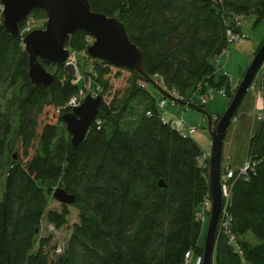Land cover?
Here are the masks:
<instances>
[{"label": "trees", "instance_id": "trees-1", "mask_svg": "<svg viewBox=\"0 0 264 264\" xmlns=\"http://www.w3.org/2000/svg\"><path fill=\"white\" fill-rule=\"evenodd\" d=\"M89 3L123 22L143 53L146 76L92 60L88 35L77 31L67 48L78 54V69L92 68L78 76L73 66L44 63L56 81L51 89L36 87L23 44L34 29L25 32L26 20L12 35L0 23V264H181L189 251L201 257L206 230L197 213L209 198L208 164L201 167L203 150L192 137L164 122L150 85L192 104L198 92L225 90L231 102L237 88L215 60L229 47L227 30L241 34L236 17L264 18V0ZM31 17L46 15L35 9ZM123 72L125 86L114 90ZM260 77L264 92V66ZM88 82L103 104L73 147L62 117ZM16 143L21 155H12ZM248 157L249 169L230 183L228 209L242 255L221 235L214 264H264V121ZM56 187L76 197L79 213L61 255H51V236H39L44 219L58 230L69 222L70 206L49 209Z\"/></svg>", "mask_w": 264, "mask_h": 264}, {"label": "water", "instance_id": "water-1", "mask_svg": "<svg viewBox=\"0 0 264 264\" xmlns=\"http://www.w3.org/2000/svg\"><path fill=\"white\" fill-rule=\"evenodd\" d=\"M0 3L4 7L2 27L12 35H19V24L26 21L33 10L40 9L46 15L45 28L35 29L23 39L28 55V75L32 85L45 89L52 88L56 77L47 71L44 63L64 66L70 56L66 44L70 36L77 31L86 33L93 40L87 47V54L92 60L108 66L134 70L146 76L143 53L130 40L123 22L117 17L92 11L89 0H0ZM263 66L264 42L216 126H213L210 115L202 108L189 102L177 101L179 105L197 110L208 118V132L211 138L208 160L211 211L204 239L202 264H214L216 241L224 208L222 154L227 132L248 92L255 86V80ZM102 104V96L88 94L79 107L64 114L62 120L73 147H78L84 141L99 115ZM17 159L15 157V160ZM159 187L165 188L166 185L160 181ZM52 196L62 205L73 206L76 202L74 195L61 188L54 190Z\"/></svg>", "mask_w": 264, "mask_h": 264}, {"label": "rangeland", "instance_id": "rangeland-1", "mask_svg": "<svg viewBox=\"0 0 264 264\" xmlns=\"http://www.w3.org/2000/svg\"><path fill=\"white\" fill-rule=\"evenodd\" d=\"M27 20H28L27 25L29 26V29L32 28L35 30V29H44L47 18L45 17V19H36L34 17H31L28 18ZM0 23H1V19H0ZM240 25H241L240 36L243 41L239 43H229L228 55L227 56L224 55L220 58L221 67L219 68V72L220 74H226L229 76V83L231 82V85L232 84L235 85V87H233V90L239 86V83L242 80V79L240 80L241 76H244V74L246 73L248 67L250 66V64L254 59V53L257 51L260 44L264 41V18L258 20L256 14L254 13L243 15L241 16L240 19ZM86 41L89 43V45L92 44L93 42V40L90 39L89 37L86 38ZM66 49L70 51V49L67 48V44H66ZM76 55L78 61V54ZM91 68H92L91 63H88V65L86 66L82 64L81 68L79 69L80 72L79 76H82L84 71H87L88 69L90 70ZM127 77H128V73L123 72L122 77L120 79L113 80L112 82H113L114 90L123 89ZM260 78L261 77L259 73V75L255 80V86L252 87L248 92L241 107L239 108L236 114L235 121H233L230 128L228 129L227 136L225 139V144L223 147V154H222V176H226L229 170H234V171L242 170L246 160L249 159L248 153H249L250 140L252 135L254 134L251 133V131L253 128L254 119L258 121V119L255 118V115L256 113H260L264 108V93L261 87L258 86ZM88 83L90 84V82ZM88 87L89 88L87 90V94H89L90 90H92V88L89 85ZM150 91L152 92L154 98L157 100V103L160 102L162 97L167 96L169 98L168 104L164 107V109H160L161 112L167 114L166 115L167 119L169 120L180 119L183 120L185 124H187L188 126H196L202 129L201 132L196 133L195 135L192 136V138L197 142V144L203 150V158L201 159L200 164L201 167L204 168L206 166V162L208 164L210 151H211V138L208 132L207 116L187 106L179 105L177 101L179 100L182 101V99L180 98V96L173 93V91L169 92V94L166 92V94H164L163 96V93L153 85H150ZM163 91H167L165 87H163ZM211 91H212V97L209 98V100H207V103L205 104L204 108H202V110H204L210 115L211 120L213 122V126H216L220 118L217 119L216 122H214L213 120H215L219 116L222 117L224 115L230 104V99L226 97L227 95L226 92L225 95H223L220 91H216L213 89ZM252 92L256 94V98L261 99V103H262L261 108L257 109L255 113H253V105H251L250 104L251 101H249ZM197 94H198L197 96H199L200 92H198ZM175 98H177L178 100ZM193 102H194L193 104L198 107L199 105H202L201 99H199V97L193 99ZM14 145L16 149L13 151L12 155L15 154L21 155V152L17 151L18 149L17 143ZM56 189H58V187H56L55 190ZM60 208H61V204H59L55 200L51 201L49 209L60 211L61 210ZM78 216L79 213L77 209L74 208L73 206H70L68 224L63 226L61 229L59 230L55 229L54 231L49 228L47 220L46 219L43 220L39 236L52 237L51 244L49 246L51 255L56 254V249L58 247H65L66 241L68 240L69 235L71 233L72 226L78 222ZM207 224L206 226H204L205 230L207 229ZM219 236L220 234L218 233V237Z\"/></svg>", "mask_w": 264, "mask_h": 264}, {"label": "built area", "instance_id": "built-area-1", "mask_svg": "<svg viewBox=\"0 0 264 264\" xmlns=\"http://www.w3.org/2000/svg\"><path fill=\"white\" fill-rule=\"evenodd\" d=\"M3 11H4V7L0 3V15H1L0 19L2 17ZM240 19H241V17L235 18V23L237 26L240 25ZM29 31H30L29 26L26 25L25 32H29ZM227 38H228V43H239V42L243 41L241 39V36L239 34H235L233 32V30H231V29L227 30ZM224 55H226V56L228 55V48H226L222 52L221 56L216 58L215 64L218 67H221L220 58ZM64 66H73L76 69L77 74L79 76L80 73H79V69H78V65H77L76 53L70 52V56H69V58H68V60ZM88 85L90 86V84L88 83L87 86L85 87V89L81 90L79 92L78 96H76L70 100L68 106L72 110L79 107L82 104L83 99L86 97L87 90L89 88ZM211 90L212 89L208 90L205 94H202L201 96H197L198 94H196V97H199V99H201L202 105H205L207 103V100H209V98L212 97V91ZM220 92L223 95H225V90H221ZM173 93L178 95L176 92H173ZM89 94H91V93H89ZM168 94H169V92H168ZM91 95L98 96L95 93L91 94ZM168 99L169 98L167 96H165V97H163V99L160 100V102L158 103L159 109H164V107L168 104ZM175 99H177V98H175ZM148 115H150V113H148ZM166 115L167 114L162 112L161 116H162V119L164 120V122L171 123L172 127L175 128L178 132H180L181 135H183L185 137L186 136L192 137L196 133L202 131L201 128H198L196 126H188L187 124H185V122L183 120H180V119L169 120V119H167ZM255 118L258 119L259 122L264 121V108L260 113H256ZM202 158H203V156H202ZM250 166H251V160L247 159L244 167L242 168V170L239 171V173L245 174ZM236 173L237 172L234 170H229L228 173L226 174V176H222V190H223V196H224V208H223V212H222V217H221L218 233L220 234V236L222 235L223 237H225L228 240V243L231 245V247L234 249L235 252L242 255V251H241V248L237 242V239L234 236V234L232 233V230H231L232 219L228 213V209L230 208V205H231V203H230L231 202V185H230V183L233 179H235L236 175H238ZM210 211H211V201H210V197H209V198L205 199L200 211L197 213V220L203 226H205L207 224V221H208L209 216H210ZM49 228L52 229L53 231L55 230L53 226H49ZM64 249H65V247H58L56 249V255L63 254ZM181 264H202V256L201 257L195 256L193 254V252L189 251L186 253L184 260Z\"/></svg>", "mask_w": 264, "mask_h": 264}, {"label": "crops", "instance_id": "crops-1", "mask_svg": "<svg viewBox=\"0 0 264 264\" xmlns=\"http://www.w3.org/2000/svg\"><path fill=\"white\" fill-rule=\"evenodd\" d=\"M232 86L235 87L234 84H232ZM258 86H260V80H259V85ZM249 101H251L250 104L253 105V113H255V111L257 109L261 108V106H262L261 99L260 98H256V94L254 92L251 93ZM258 126H259V122L254 119V124H253V128H252L251 133H255V131L257 130ZM242 264H245V263H242Z\"/></svg>", "mask_w": 264, "mask_h": 264}]
</instances>
